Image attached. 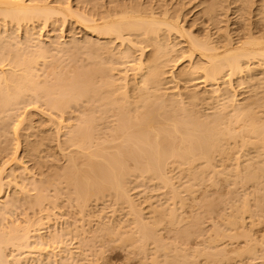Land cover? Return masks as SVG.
Instances as JSON below:
<instances>
[{"label": "bare ground", "instance_id": "1", "mask_svg": "<svg viewBox=\"0 0 264 264\" xmlns=\"http://www.w3.org/2000/svg\"><path fill=\"white\" fill-rule=\"evenodd\" d=\"M95 1L0 0V44L8 46L15 41L0 59V215H13L19 209L27 211L47 200L44 186L38 187L35 195L29 192L27 162L19 159L17 151L10 156L4 149L10 128L15 127L18 132L30 120L25 115L14 126L15 113L23 108L22 116L28 106L44 99L62 117L85 102L94 103L100 108L90 110V115L78 126L69 125L70 136L66 141L76 148V152L67 156L69 170L64 175L53 172L48 177L50 182L64 179L70 186L69 201L77 202L81 210L108 196L128 204L129 214H133L129 223L134 230L129 232L122 227L123 219L100 217L96 229L89 232L83 229L82 234H87L88 239L99 237V233L116 234L127 240L137 234L144 251L145 244L153 239L157 249L176 252L174 257L160 261L161 264H195L192 260L200 252L210 258L220 256L224 250H218V240L213 244L216 248L209 245L201 251H188L180 243L164 244L157 229L164 225L165 213L156 217L142 214L141 203L129 194L128 180L131 176L146 178L152 174L167 187L166 196L180 200L182 206L184 199L206 180L213 184L252 182L262 192L264 202V35L250 32L236 41L231 34L223 35L220 31L215 38L209 28L206 35L200 36L187 28L182 14L173 12L168 4L162 8L144 0H108L102 4L104 12H100L96 5H89ZM223 1L214 0L207 8L213 25L220 22L216 16ZM236 1L243 3L242 10L246 13L250 0ZM262 7L264 14V0ZM51 31L60 32L56 41L53 37L45 38ZM150 45L154 53L148 62ZM12 47L20 49L14 52ZM25 47L34 50L24 52ZM62 47L73 48L70 58L88 55L91 64L79 66L72 64V60L69 67H55L53 82L41 81L36 65L40 60L61 59L60 54L65 56ZM174 53L180 54L175 60ZM172 60L176 64L188 61L178 80L204 79L213 87L205 92L165 94L161 86L167 74L166 63ZM130 70L136 72L133 79L129 77ZM236 79L249 84L243 100L237 98ZM32 95L31 102L23 101ZM203 105H211L213 111L201 110ZM101 121H108V126H101ZM57 126L60 132L68 125L58 119ZM104 128L108 129L106 141L100 138ZM51 140L52 135L43 136L35 144H27V156L23 158L41 146L49 148ZM246 147L258 151L259 161L254 157L244 170L227 171L223 165L228 161L229 151L236 148L238 152H246ZM10 160L16 161L21 171L13 169L12 179L6 180L4 173ZM170 166L179 168L181 174H173ZM13 184L19 190L11 193L8 188ZM226 205H231V215L218 236L231 240L250 236L246 220L248 216L254 218L255 210L248 196L235 195ZM261 207L264 210L263 203ZM156 208L159 206L153 207ZM177 211L170 213L174 224L179 223ZM51 216L48 213L46 218ZM43 219L27 217L21 223L13 220L11 226L0 228V264H22L30 258L53 263L55 256L67 254L71 263H75L82 256L80 251L70 250L65 234H45ZM236 227L246 230L234 234L230 228ZM252 241L249 238L248 246L237 252L254 256ZM55 243L62 244L58 252L52 248ZM82 244L87 245L84 241ZM9 245L15 246L19 256L9 258L6 254ZM156 263L155 256L153 264Z\"/></svg>", "mask_w": 264, "mask_h": 264}, {"label": "rangeland", "instance_id": "2", "mask_svg": "<svg viewBox=\"0 0 264 264\" xmlns=\"http://www.w3.org/2000/svg\"><path fill=\"white\" fill-rule=\"evenodd\" d=\"M91 1V0H86ZM146 4H155L159 7L165 8L168 4L173 12H180L182 14L183 21L187 28L192 30L196 35L204 36L207 34L209 28L214 34L215 38L220 34H231L237 41L247 36L250 32L256 33L258 36L264 35V14L262 13V0H250L248 4L247 12H243V3L236 0H224L222 9L218 11L216 18L220 21L218 24H214L211 21V15L207 13V8L214 2V0H144ZM108 3V0H97L93 2L91 7L95 5L98 7V11L104 12L102 4ZM246 14V15H244ZM69 25V29L71 28ZM45 38H54L56 41L60 35L59 31H51L49 34H45ZM50 35V36H49ZM67 35L69 33L67 32ZM10 44L14 45L15 41H10ZM8 46L0 44V59H3L8 49ZM6 48V49H5ZM19 47H12L14 52L18 51ZM24 52H31L32 48H22ZM65 56L56 62H51V58L47 61L40 60L38 62L37 69L38 74L41 76L40 80H46L53 82L55 77L54 69L56 66L69 67L72 60V64L79 66H89L91 61L88 59V55L79 54L70 58L73 48H64ZM148 55L146 61L150 62L151 56L154 53V47L150 45L148 48ZM72 50V51H71ZM137 52L136 54H138ZM179 53L173 54V60ZM67 55V56H66ZM180 55V54H179ZM166 63L165 81L163 83L162 92L165 94L173 95L179 92L197 91L205 92L211 89L213 86L204 82V79H196L190 82L178 80L180 71L188 66V61L182 60L178 64L175 61ZM0 67H2L0 65ZM116 72V71H115ZM133 70L128 72L130 79L135 76ZM243 80L236 79L235 87L238 99L243 100L250 89L249 84H243ZM31 95V94H30ZM33 99V95L29 98H25L23 101H30ZM100 105L94 103L85 102L79 107L75 108L73 112L66 113L64 117L60 116L57 110L50 108L46 104L45 99L36 105L28 106L26 113L23 108L21 111L15 113L12 125L15 126V122L19 119L28 116L29 121H26L15 132V127L10 128V134L8 135L7 142H5L4 149L13 156V153L17 151L19 159H23L27 162L29 167V174L27 176V187L31 195L37 193V188L45 187V194L47 200L41 205L33 206V208L19 209L13 215H0V228L9 227L15 220V223H21L27 217L33 219H39L45 217L41 223H44L42 231L45 234L51 232L65 234V243L69 245L70 250L73 252L80 251V256L75 263H71L69 255L55 256L51 261L48 259L43 261H36L33 258L29 260H23L22 264H55L59 261L60 264H153V258L155 256L160 261L167 257H174L176 252H171L163 247L156 248V243L153 239L149 240L144 247L146 251L141 248L138 242L137 234H133L130 237L131 240L123 239L116 234L105 235L99 233V237L86 238L87 234H82L83 229H96L101 222L100 217L123 219L122 227L132 232L134 229L130 226L129 220L133 218V214H129L131 211L130 206L124 202L116 200L111 196L106 198H96L97 200L91 202V206L85 207L81 210V206L75 201H69L67 193L70 191L69 184L60 179V182H50L49 174L53 172H60L64 175L68 170L70 163L67 156L76 148L67 143V139L70 135L69 125L74 124L78 126L81 120L90 115V110L94 107L99 109ZM201 110L207 112L213 111L211 105H203ZM20 116V117H19ZM93 116V114H91ZM51 119L54 121L51 122ZM62 119L65 121L67 127H64L60 132L58 131L57 120ZM29 123V127H28ZM101 126H108V121L100 122ZM104 132L100 134V138L103 141L108 140V129H102ZM53 136V141H48V146H41L37 152L29 153L25 152L26 146L29 143L35 144L43 136ZM27 137V139H25ZM2 140H5V137ZM53 145V146H52ZM246 152H238V149H231L229 151L228 161L224 163V167H227V171H232L235 168L245 169L248 162L254 157L259 161L258 151H255L252 147L244 148ZM243 156V157H242ZM238 163H240L238 165ZM85 168L84 165H81ZM239 166V167H237ZM172 168V170H171ZM222 168V167H221ZM18 170L20 173L19 165L16 161H11L7 165V170L4 173L6 180L12 179L10 174L12 170ZM170 170L173 174L180 175L181 170L177 167L170 166ZM21 181V179H19ZM129 182V194L137 203H141L140 209L142 214L148 217L158 216L161 212H164V225L160 226L157 230L159 235L162 236L164 244L171 245L173 243H180L182 247L188 251H201L203 247L213 246L214 242L218 240V250L223 249L224 254L210 258L205 252L198 253V256L192 260L195 264H264V210L261 207L263 202L262 192H258L259 189H255L252 182H240L235 183L219 182L213 184L212 181L206 180L198 187L196 186V192L187 196L185 205L182 206L178 199H172L166 196L168 191L161 182L149 174L146 178H136L131 176ZM9 192H17L19 188L16 185H12L8 188ZM261 191V190H260ZM61 193V195H60ZM59 194V197H57ZM247 195L248 199L255 210L254 218L248 216L246 223L249 225L248 235L239 236L233 240L229 237L218 236L224 230L226 226V219L231 215L229 207L226 205L235 195ZM154 206H159L157 209H153ZM178 210L179 223L174 224L170 221V213L174 210ZM156 211L157 213H154ZM52 214L51 218H46L47 214ZM163 216V215H162ZM172 223V224H170ZM11 224V225H10ZM135 226V225H134ZM246 229L230 228V231L234 234L241 233ZM87 232V233H88ZM91 234H88L90 236ZM249 238L254 239L252 243L255 245L254 256L248 253H239L237 251L244 249L248 246ZM85 242L87 245L82 244ZM210 243V244H208ZM61 243H55L52 248L58 252L61 249ZM51 248V249H52ZM216 248V246H213ZM217 250V249H216ZM6 254L9 258L14 259L19 256L15 246L9 245L6 247ZM253 256V258H252Z\"/></svg>", "mask_w": 264, "mask_h": 264}]
</instances>
